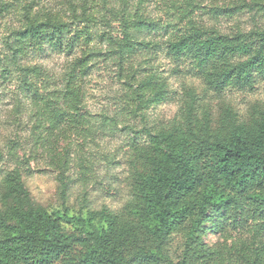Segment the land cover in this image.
I'll use <instances>...</instances> for the list:
<instances>
[{
	"label": "trees",
	"instance_id": "trees-1",
	"mask_svg": "<svg viewBox=\"0 0 264 264\" xmlns=\"http://www.w3.org/2000/svg\"><path fill=\"white\" fill-rule=\"evenodd\" d=\"M112 1L67 0L64 9L48 12L42 19L27 12L23 21L19 20V27H11L4 37L0 72L3 77L10 76L13 70L22 75L24 99L34 110L31 139H36L37 149L51 158L53 166L60 159L54 151L61 139L72 131L94 129V118L88 115L85 99L90 65L95 57L102 56L91 46L95 15L101 13L99 6L102 4L111 15L102 16L105 26L111 28L112 22L118 20L123 27L121 40L111 33L102 35V40L106 38L113 46L121 71L127 70L126 63L138 50L159 47L158 43L142 39L155 26L140 13L144 0L139 1V12L133 18L127 3L119 11ZM11 14L12 7L0 0V19L6 22ZM189 15V28L183 31L177 25H165L166 30H174L172 34L178 31L164 43L169 54L177 61L190 60L201 71H210V85L220 94L233 86L254 82L264 70V33H258L261 46L253 52L252 43L243 34L231 37L204 31L192 23ZM52 53L67 57L59 84L50 83L44 73L46 68L33 62L35 57ZM128 75L136 80L142 76L138 70L132 73V68L126 71ZM135 91V112L143 123L151 107L169 98L166 83L161 77L156 79L155 74L142 78ZM188 94L190 102L183 121L157 133L147 126L143 128L150 147L146 154L142 153L145 162L135 172L139 202V209L134 211L136 221L121 219L104 208L90 212L89 221L76 220L84 229L99 220L100 226L91 234L86 232V239L68 234L57 213L32 204L20 169L9 172L14 174L1 185L0 264H174L167 260L163 249L173 234L184 230L189 217L191 227L179 264H199L206 258L201 241L207 232L206 224L218 230L227 215L239 214L256 204L264 214V113L255 119L254 126L225 121L214 135L207 129L206 135L200 137V129L193 127L197 124L199 98L191 91ZM16 156L15 146H10L8 153L0 150V171L6 159L18 161ZM26 161L29 164L30 158ZM64 188L66 200V185ZM64 218L69 219L68 210ZM76 246L85 250L79 258Z\"/></svg>",
	"mask_w": 264,
	"mask_h": 264
},
{
	"label": "rangeland",
	"instance_id": "rangeland-1",
	"mask_svg": "<svg viewBox=\"0 0 264 264\" xmlns=\"http://www.w3.org/2000/svg\"><path fill=\"white\" fill-rule=\"evenodd\" d=\"M4 1L12 7L14 14L9 15L4 20L6 22L0 19V55L9 29L19 27V20L23 21L27 12L31 17L42 19V15L48 12L64 9L67 0ZM139 1L113 0L112 3L119 11L127 3L133 18L139 12ZM142 9L140 13L155 25L143 34L142 39L158 43L159 47L138 50L126 63V71L132 68V73L138 70L142 75L136 80L121 71L119 60L112 52L113 46L106 38L102 40V35L109 33L121 40L123 27L118 20L112 22L111 28L105 26L102 16L110 18L111 15L102 4L99 6L101 13L95 15L92 35L95 39L91 46L97 53L102 52V56L95 57L90 65L85 99L88 115L94 118V129L72 131L61 139L54 151L60 159L54 166L50 164L51 158L37 149L36 139H31L34 110L24 99L22 75L13 70L10 76L3 77L0 72V150L8 153L9 147L15 146L18 160L6 159L0 171V186L8 175L14 174L9 172L18 167L32 204L57 213L68 234L84 239L86 232L91 234L100 226L99 220L86 229L77 223L78 219L89 221L90 212L106 208L121 219L136 221L134 211L139 209V202L135 172L145 162L142 153L146 154L150 147L149 136L143 128L147 126L157 133L168 125L183 121L185 108L190 102L188 91L199 98L197 124L193 127L200 129V137L206 135L207 129L214 135L225 121L254 126L255 119L264 113V70L256 75L254 82L244 87L233 86L220 94L210 85L207 75L210 71H201L188 59L175 60L164 45L178 34V31L172 34L173 29L166 30L165 25L174 24L183 31L189 28L186 17L190 14L192 23L204 31L231 37L243 34L255 52L261 46L257 35L264 33V0H144ZM33 62L46 68L44 73L50 83L62 81L61 74L67 63L65 55L45 54L33 58ZM152 74L156 79L161 77L164 80L169 98L151 107L146 113L147 122L143 123L135 112L138 105L135 90L142 78ZM66 210L69 219L64 218ZM263 225L264 214L257 204L239 214L227 215L218 230L212 224L211 227L206 224L207 232L201 238L206 258L199 264H264ZM190 227L189 217L184 230L173 234L163 249L167 260L174 264L181 263L184 258ZM2 238L0 228V240ZM76 249L77 258L85 253L80 246Z\"/></svg>",
	"mask_w": 264,
	"mask_h": 264
}]
</instances>
